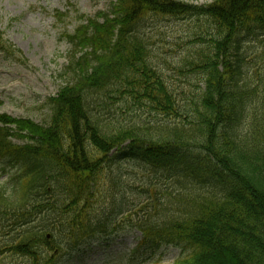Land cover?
I'll list each match as a JSON object with an SVG mask.
<instances>
[{
  "label": "trees",
  "instance_id": "1",
  "mask_svg": "<svg viewBox=\"0 0 264 264\" xmlns=\"http://www.w3.org/2000/svg\"><path fill=\"white\" fill-rule=\"evenodd\" d=\"M109 1L107 14L66 36L81 55L72 54L70 78L48 99V124L0 114V161L17 170L12 187L0 189V263L8 254L59 264L89 239L122 229L95 209L108 155L118 150L115 159L138 161L176 187L161 198L163 190L150 191L143 209L155 216L128 217L140 248L182 249L173 264H264V0ZM149 16L207 22L195 53L204 89L189 111L150 62L138 29ZM0 53L18 55L1 32ZM113 89L170 123L117 128L101 120L91 97ZM110 180L102 187L109 197L117 187ZM171 206L175 212L164 214Z\"/></svg>",
  "mask_w": 264,
  "mask_h": 264
},
{
  "label": "rangeland",
  "instance_id": "2",
  "mask_svg": "<svg viewBox=\"0 0 264 264\" xmlns=\"http://www.w3.org/2000/svg\"><path fill=\"white\" fill-rule=\"evenodd\" d=\"M176 1L201 6L214 0ZM109 10L108 0H0V32L19 52L15 60L0 55V114L46 126L50 118L46 101L70 78L67 68L77 51L65 36L72 35L80 20L84 22L83 18ZM201 24L207 26V22L195 19L149 16L138 28L147 42L151 64L165 80L181 110L193 109L191 102L204 89L203 77L195 65V53L201 45L197 43ZM244 80L254 82L255 78L247 73ZM107 95H93L91 104L96 105L94 110L101 120H111L117 128H154L170 123L145 107L132 105L114 89ZM13 143L21 145L18 140ZM126 146L127 143L122 147ZM118 154L110 153L111 163L103 170L101 199L95 209L97 214H111L112 224L121 225L122 229L108 239H93L76 252L63 255L60 264H173L183 255L182 249L170 246L137 249L140 234L128 226V217L144 221L155 216L153 209L148 215L145 213L151 206L143 209L151 201L150 191L163 190L157 193L161 198L166 193L174 195L176 187L172 180L155 178L138 161L115 159ZM16 173V168L0 161V189L12 187L11 178ZM110 179L117 185L111 197L106 195V185L102 192L104 181L110 183ZM174 209L171 206L164 214H172ZM5 240L0 233V250L4 249ZM0 264L27 262L6 254Z\"/></svg>",
  "mask_w": 264,
  "mask_h": 264
},
{
  "label": "water",
  "instance_id": "3",
  "mask_svg": "<svg viewBox=\"0 0 264 264\" xmlns=\"http://www.w3.org/2000/svg\"><path fill=\"white\" fill-rule=\"evenodd\" d=\"M47 239H49V236H47Z\"/></svg>",
  "mask_w": 264,
  "mask_h": 264
},
{
  "label": "bare ground",
  "instance_id": "4",
  "mask_svg": "<svg viewBox=\"0 0 264 264\" xmlns=\"http://www.w3.org/2000/svg\"><path fill=\"white\" fill-rule=\"evenodd\" d=\"M169 88V87H168Z\"/></svg>",
  "mask_w": 264,
  "mask_h": 264
}]
</instances>
